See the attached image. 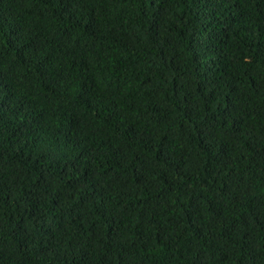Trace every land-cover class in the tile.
<instances>
[{
    "label": "trees",
    "instance_id": "1",
    "mask_svg": "<svg viewBox=\"0 0 264 264\" xmlns=\"http://www.w3.org/2000/svg\"><path fill=\"white\" fill-rule=\"evenodd\" d=\"M0 264H264V0H0Z\"/></svg>",
    "mask_w": 264,
    "mask_h": 264
}]
</instances>
